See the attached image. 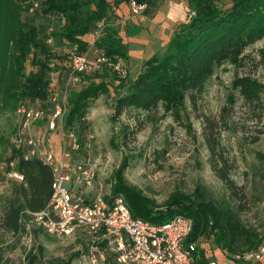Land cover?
<instances>
[{
	"label": "trees",
	"instance_id": "1",
	"mask_svg": "<svg viewBox=\"0 0 264 264\" xmlns=\"http://www.w3.org/2000/svg\"><path fill=\"white\" fill-rule=\"evenodd\" d=\"M131 1L0 0V113L15 114L19 105L28 100L46 101L52 89L49 77L52 61L60 58L53 45L69 43L76 46L78 52L86 53L89 43L84 37L93 33L116 6ZM135 1L150 6L161 0ZM188 1L192 12L189 20L175 29L163 54L148 59L129 90L118 97L115 118L133 111L151 114L163 106L165 113L181 119L187 99L196 104L218 68L225 64L241 66L246 49L264 39V0ZM39 17L56 18V28L53 26L50 31V27L37 23ZM50 37L53 43L48 42ZM95 44L103 52V60L101 65L95 66L94 77H88L89 84L71 93L66 128H73L85 119L90 101L109 91V82L119 78L115 66L120 60L129 59L127 45L111 25L105 26ZM29 61L36 71H27ZM84 73H80L82 82ZM231 89L228 96L231 105L222 108L219 118L211 120L208 117L204 125H210L212 130L214 125H229L228 116L239 97L249 114L248 120L259 126L253 142L260 140L264 134V82L246 74L237 76ZM135 120L136 125H141L140 116H135ZM245 128L243 125L239 130L243 132ZM128 130V125L122 127L126 137ZM132 132L134 137L137 131L133 129ZM207 144L215 159L213 169L225 182L231 196L239 202L246 201L243 187L229 176L231 165L215 134H207ZM0 147L12 148L9 162L16 160V169L23 174L21 181L12 182L11 195L0 216V227L19 233L24 231L21 214L26 210H41L50 201L54 171L38 157L26 158L25 151L12 144L10 136L1 130ZM2 159L3 154H0V161ZM128 166L126 158L115 170L112 194L124 195L134 217L164 223L176 215L190 216L194 220V230L189 241L201 242L212 237L232 258L256 251L263 244L264 235L256 229L244 228L234 221L225 223L220 209L205 196L201 187L193 193H174L164 207L157 206L140 188L128 183L125 176ZM40 253L43 247L39 254L34 250L29 252L30 264L38 262ZM195 257V264L208 261L204 252H197ZM72 261L73 257L58 259L57 264H71Z\"/></svg>",
	"mask_w": 264,
	"mask_h": 264
},
{
	"label": "rangeland",
	"instance_id": "2",
	"mask_svg": "<svg viewBox=\"0 0 264 264\" xmlns=\"http://www.w3.org/2000/svg\"><path fill=\"white\" fill-rule=\"evenodd\" d=\"M160 4L161 2L150 6L147 4L146 11L135 18L146 23V16L155 13ZM130 13L133 16L131 8ZM191 14L192 12L188 10L183 23L189 20ZM36 20L45 27L55 28L58 21L56 18L46 17H39ZM107 23H100L88 36L89 41L94 44L103 34L105 26L110 25ZM74 48L75 46L69 43L53 45L60 58L52 61L53 70L49 77L52 83H56L58 90L69 76ZM165 50L166 46L161 47L155 55H161ZM100 54L93 58V63L88 62L83 82L75 86L71 93L80 90L84 84H89L88 77H94L97 73L95 66L101 63L99 59L103 60V52L100 51ZM139 62L140 58L134 55L128 61L120 60L114 68L116 72L114 73L119 78L112 82L107 79L111 83L109 91L102 92L99 98L91 100L85 119L73 127L78 134L81 149L71 152L72 161L91 163L96 172L89 188L90 196L113 195L114 172L127 158L129 166L125 176L128 183L140 188L157 206L164 207L174 193H193L197 187H201L205 196L216 203L225 223L234 221L244 228L256 229L264 235V134L260 140L253 142L259 126L248 120L249 114L239 97L234 108H231V115L228 116L229 125H214L213 130L210 129V125H204L208 117L211 120L219 118L222 108L231 105L228 103V96L232 92V82L237 76L252 75L264 82V39L246 49L245 61L241 66L225 64L218 68L203 94L198 97L197 103L187 99L181 119H175L170 113H165L163 106L151 114L144 112L137 114L133 111L132 114L127 113L115 118L118 97L129 90L146 61L141 67ZM31 70L37 69L29 61L27 71ZM29 102L36 106L38 104L36 100ZM46 107L48 105H45ZM49 114L50 110L47 108L45 118L35 123L34 133L43 141L44 149L57 154L64 144L69 145V141L60 130L49 129ZM135 116H140L141 125H136ZM19 122L17 113H0V130L10 136L12 144H15ZM127 125L129 130L126 137L122 127ZM243 125L246 128L242 132L239 128L241 129ZM133 129L137 131L134 137ZM207 134L216 135L231 165L229 176L243 187L246 201L239 202L234 199L225 182L213 169L212 163L215 159L208 148ZM0 154H3L0 161L1 216L3 206L11 195L12 182L15 178L7 174L12 148L0 147ZM92 244V236L86 231L58 237L42 229H36L28 236L24 231L14 233L0 227V264H30L29 252L34 250L39 254L40 247H43V253H40L36 264H57L58 259L68 260L71 257H73L71 264H121L112 252L106 253L105 260L98 259L97 262H93ZM199 252H204L207 260L209 256H214L218 252L229 260L236 262L239 259L237 258L239 254L233 255L232 258L212 237L201 241ZM257 261L241 259L239 262L254 264Z\"/></svg>",
	"mask_w": 264,
	"mask_h": 264
},
{
	"label": "built area",
	"instance_id": "3",
	"mask_svg": "<svg viewBox=\"0 0 264 264\" xmlns=\"http://www.w3.org/2000/svg\"><path fill=\"white\" fill-rule=\"evenodd\" d=\"M129 6L134 17L142 15L148 7L135 0ZM49 29L53 30L52 27ZM48 42L53 43V38L50 37ZM70 62L69 76L60 90L56 83H52L46 101L36 100L37 106L29 101L22 102L17 110L20 122L16 147L27 149L26 158L38 157L54 171L53 193L46 207L21 214L24 232L31 236L34 230L42 229L65 237L86 231L92 236L93 262L105 260L106 253L112 252L121 264H195V254L199 252L201 242L189 241L194 230L192 217L180 214L164 223H153L134 217L122 194L90 196L95 169L91 163L72 161L71 152L80 150L81 143L75 129L64 125L70 110L71 91L82 82L80 73L88 68L87 55L78 52L75 46ZM47 108L50 110L49 129L60 130L69 141V145L64 144L57 154L44 149L43 141L33 132L35 123L45 118ZM7 174L19 181L23 179V174L16 169V160L9 162ZM263 255L264 242L256 251L239 254L237 258L257 260ZM205 264L218 263L210 259Z\"/></svg>",
	"mask_w": 264,
	"mask_h": 264
},
{
	"label": "crops",
	"instance_id": "4",
	"mask_svg": "<svg viewBox=\"0 0 264 264\" xmlns=\"http://www.w3.org/2000/svg\"><path fill=\"white\" fill-rule=\"evenodd\" d=\"M160 2L158 10L146 16V23L141 22L140 20L142 19L131 16L130 6L126 2L116 6L106 20L103 21V23L109 22L107 24L117 29L123 42L128 47L129 58L133 55L139 57L140 67L145 61L158 53L161 47H167L173 32L183 23L186 19L187 11L190 10L188 0H161ZM90 34L85 36L84 39L89 43L88 51L86 52L88 62L93 63V58L95 59L101 54L95 44L96 42L93 44L89 41L88 36ZM33 130H35V126ZM210 259L216 260L218 264H241L239 261L235 262L229 260L225 255H220V252L214 256H209L208 260ZM257 260L254 264H264V255Z\"/></svg>",
	"mask_w": 264,
	"mask_h": 264
}]
</instances>
